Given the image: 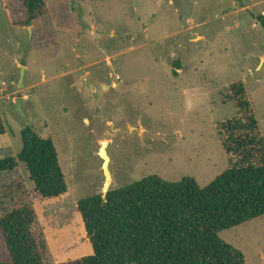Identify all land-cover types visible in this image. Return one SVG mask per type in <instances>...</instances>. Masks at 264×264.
Instances as JSON below:
<instances>
[{
  "label": "rangeland",
  "instance_id": "374dc122",
  "mask_svg": "<svg viewBox=\"0 0 264 264\" xmlns=\"http://www.w3.org/2000/svg\"><path fill=\"white\" fill-rule=\"evenodd\" d=\"M44 1L46 16L14 26L25 17L20 0H0V158L22 148V98L34 132L54 143L67 193L38 198L18 163L0 174V213L31 204L46 262L59 264L92 254L76 204L102 194L103 142L110 190L151 175L205 187L228 167L217 131L238 116L235 83L264 139V31L255 19L264 0ZM219 237L244 264H264V216Z\"/></svg>",
  "mask_w": 264,
  "mask_h": 264
},
{
  "label": "trees",
  "instance_id": "16d2710c",
  "mask_svg": "<svg viewBox=\"0 0 264 264\" xmlns=\"http://www.w3.org/2000/svg\"><path fill=\"white\" fill-rule=\"evenodd\" d=\"M20 2L25 17L14 26H30L47 15L44 0ZM255 19L264 31V15ZM177 69L175 62L174 77ZM229 92L238 116L217 131L227 169L205 187L191 177L168 182L151 175L109 190L106 201L101 194L79 200L76 208L92 254L59 264L245 263L243 254L219 233L264 216V139L242 83L229 86ZM20 137L19 153L0 158V174L22 163L35 196L47 200L65 195L53 141L26 126ZM36 221L31 204L0 213V264H47Z\"/></svg>",
  "mask_w": 264,
  "mask_h": 264
},
{
  "label": "water",
  "instance_id": "95a60500",
  "mask_svg": "<svg viewBox=\"0 0 264 264\" xmlns=\"http://www.w3.org/2000/svg\"><path fill=\"white\" fill-rule=\"evenodd\" d=\"M21 70L23 71V68H21ZM22 81H23V74H20V78H19V83H20V87L22 86ZM23 99L22 98H18L15 100V106H14V111L18 114V116L24 121L25 126L28 127L29 129H33L31 122L29 121L28 117L26 116L24 110H23ZM106 147H107V143L103 142L98 155L100 157V159L102 160V172H103V176H104V184H103V188H102V194L101 197L104 201H106V197H107V193L110 190V186H111V175L109 172V163H110V159L106 153Z\"/></svg>",
  "mask_w": 264,
  "mask_h": 264
},
{
  "label": "crops",
  "instance_id": "0c3cea01",
  "mask_svg": "<svg viewBox=\"0 0 264 264\" xmlns=\"http://www.w3.org/2000/svg\"><path fill=\"white\" fill-rule=\"evenodd\" d=\"M4 136H5V134H1V135H0L1 138H4Z\"/></svg>",
  "mask_w": 264,
  "mask_h": 264
}]
</instances>
